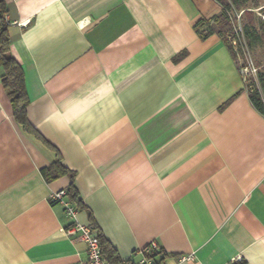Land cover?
<instances>
[{
  "label": "crops",
  "instance_id": "0c3cea01",
  "mask_svg": "<svg viewBox=\"0 0 264 264\" xmlns=\"http://www.w3.org/2000/svg\"><path fill=\"white\" fill-rule=\"evenodd\" d=\"M5 7L30 126L0 70V264H83L85 241L49 201L71 182L57 160L74 171L76 220L122 259L141 264L155 241L160 264H264V114L223 38L194 27L216 0Z\"/></svg>",
  "mask_w": 264,
  "mask_h": 264
},
{
  "label": "trees",
  "instance_id": "16d2710c",
  "mask_svg": "<svg viewBox=\"0 0 264 264\" xmlns=\"http://www.w3.org/2000/svg\"><path fill=\"white\" fill-rule=\"evenodd\" d=\"M221 5V10L208 19H200L194 24L200 38H206L208 35L217 32L225 41L234 58L237 60V54L231 45L228 37L233 34V22L236 12L241 11L240 27L241 37L249 49L259 45L260 58L255 59V67L264 65V17H259L251 8L261 6L260 12L264 14V3L259 0H216ZM6 13L5 0H0V70L2 84L10 99L13 116L15 120L24 128H29L26 115V108L29 103L28 96L24 86L23 70L19 62L10 52V36L7 23L3 21V14ZM202 27V30L199 29ZM185 51L180 52L174 57L177 60L184 56ZM258 81L250 79L247 83L249 90V99L252 105L264 114V73L257 72ZM258 82V83H257ZM56 173H69L71 182L67 187L66 195L68 198L79 204L81 198H78V190L74 184V171L63 166L59 160L56 161ZM50 168H45L46 176ZM48 177V176H47ZM98 239L102 256L109 264H134L131 259H122L116 248L101 234L98 233Z\"/></svg>",
  "mask_w": 264,
  "mask_h": 264
},
{
  "label": "built area",
  "instance_id": "2783aa9c",
  "mask_svg": "<svg viewBox=\"0 0 264 264\" xmlns=\"http://www.w3.org/2000/svg\"><path fill=\"white\" fill-rule=\"evenodd\" d=\"M241 11L236 12L235 18L232 19L233 22V34L228 37L237 54V62L239 70L242 76V80L246 83L253 79L256 81L255 71L257 67L253 65L250 60L248 48L241 37V27L238 23ZM264 17V15H263ZM3 21L5 23H12L9 21L7 15L3 14ZM19 25L25 22H15ZM251 76V77H250ZM49 201L51 204L59 203L64 206L66 214L72 219L71 225L64 231L68 235H76L81 240L86 243V257L83 264H109L107 260L101 254L100 243L98 239V234L94 231L93 227L89 224H82L76 220V207L69 201L66 197V190L60 189L53 191L49 196ZM158 245L155 241H152L146 248L147 254H145L141 260V264H160L159 260L156 258L155 252L158 250ZM193 260L195 256L193 253L181 254L177 257V260L173 264H181L184 260Z\"/></svg>",
  "mask_w": 264,
  "mask_h": 264
},
{
  "label": "rangeland",
  "instance_id": "374dc122",
  "mask_svg": "<svg viewBox=\"0 0 264 264\" xmlns=\"http://www.w3.org/2000/svg\"><path fill=\"white\" fill-rule=\"evenodd\" d=\"M260 3H264V0H259ZM264 5V4H263ZM260 8L261 6L257 7V8H251L252 10H254V12L261 18H263V13L260 12ZM238 23H240V17L238 19ZM260 50H261V47L259 45L255 46L253 49H249L248 50V53H249V57H250V60L252 61L253 65H255V59H258L260 58ZM258 71H261L264 73V65H261L260 67H257V70L255 71V77H256V80L258 81V78H257V72ZM251 77V76H250ZM253 79V77H252ZM258 83V82H257Z\"/></svg>",
  "mask_w": 264,
  "mask_h": 264
}]
</instances>
